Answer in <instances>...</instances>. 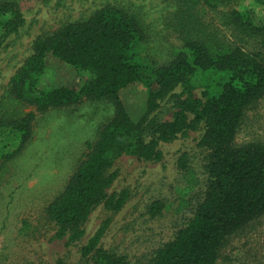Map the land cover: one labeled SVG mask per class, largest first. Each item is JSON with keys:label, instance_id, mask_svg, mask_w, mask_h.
I'll return each mask as SVG.
<instances>
[{"label": "trees", "instance_id": "1", "mask_svg": "<svg viewBox=\"0 0 264 264\" xmlns=\"http://www.w3.org/2000/svg\"><path fill=\"white\" fill-rule=\"evenodd\" d=\"M228 1L232 0H178L177 28L186 19L185 9L194 22H200L205 6L214 8ZM226 17L232 38L218 34L210 23L194 27L202 31V40L189 38L182 30L184 42L180 47L168 46V56L161 64L147 52L146 26L141 19L113 4L38 35L31 53L10 77L0 103L4 106L0 110V191L10 174L11 159L30 136L34 112H23L26 106L43 112L90 100L113 105L111 118L93 140L85 142L86 151L73 173L45 207V215L56 227L54 236L65 237L66 243L84 236V222L95 207L102 205L116 213L129 198L126 188L108 191L116 177L110 170L116 158L131 155L160 160L159 143L201 127L198 145L208 150L205 168L210 177L204 197L174 238L156 250L151 264H216L227 236L264 214V145L234 142L245 108L264 93V63L238 43H248L259 31L249 10L231 8ZM23 23L18 1L0 0V46ZM47 55L70 66L79 82L39 87ZM198 72L222 78L211 89L205 73L203 97L194 95L190 82ZM136 82L144 83L146 93L144 111L133 121L119 91ZM165 97L171 99L174 111L169 120L160 121L150 114ZM4 131L7 140L1 138ZM15 140L16 148L6 150ZM160 207L154 201L150 212ZM107 221L87 239L80 255H89L90 264H131L99 245Z\"/></svg>", "mask_w": 264, "mask_h": 264}, {"label": "rangeland", "instance_id": "2", "mask_svg": "<svg viewBox=\"0 0 264 264\" xmlns=\"http://www.w3.org/2000/svg\"><path fill=\"white\" fill-rule=\"evenodd\" d=\"M17 1L24 23L18 32L4 38L0 46V103L4 102L2 97L10 77L31 53L38 35L86 17L105 4L137 14L146 26L147 52L157 64L167 58L168 46L182 45L185 35L182 30L190 34L189 38L202 40L205 36L198 29L210 23L218 34L232 38L231 29L225 25L227 11L249 10L259 32L248 43L245 40L238 43L264 63V0H232L214 8L205 6L200 22H194L188 16L189 9H185L186 19L179 28L174 20L178 0ZM205 73L209 74L211 89L222 80L210 72L196 73L190 78L195 96L203 97ZM78 82V75L70 66L47 55L39 87ZM180 90L179 86L175 92ZM145 93L143 82L119 91V98L133 121L144 111ZM3 108L1 105L0 110ZM173 111L171 99L165 97L150 115L160 121L169 120ZM23 112H34V118L30 136L11 159L10 174L0 191V264H90L89 255H80L81 247L107 219L99 245L131 264H151L156 250L174 238L204 197L210 177L205 168L208 150L198 145L200 127L159 143L160 160L131 155L116 158L110 167L116 177L108 191L126 188L129 198L116 213H110L102 205L95 207L84 222V236L66 243L65 237L54 236L56 227L45 215V207L73 173L86 151L85 142L93 140L99 128L111 118L113 105L104 100H90L43 112L26 106ZM7 133L4 131L1 138L7 140ZM251 141L264 145V93L245 108L237 127L234 142ZM15 142L10 141L6 150H14ZM154 201L161 205L155 213L150 212ZM216 264H264V214L227 236Z\"/></svg>", "mask_w": 264, "mask_h": 264}]
</instances>
